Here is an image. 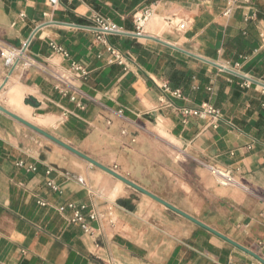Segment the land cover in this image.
I'll return each instance as SVG.
<instances>
[{
  "label": "crops",
  "instance_id": "crops-1",
  "mask_svg": "<svg viewBox=\"0 0 264 264\" xmlns=\"http://www.w3.org/2000/svg\"><path fill=\"white\" fill-rule=\"evenodd\" d=\"M225 8L220 0H59L54 8L0 0V50L28 44L25 58L35 62L10 74L0 56V106L235 243L0 111V264H251L246 250L264 260V0H235L228 17ZM146 9L153 17L143 37L218 66L124 35L105 37L125 59L109 64L93 13L134 34ZM204 103L221 111L217 127L183 115ZM211 169L236 184L221 186ZM68 203L99 213L92 233L58 212Z\"/></svg>",
  "mask_w": 264,
  "mask_h": 264
},
{
  "label": "built area",
  "instance_id": "built-area-1",
  "mask_svg": "<svg viewBox=\"0 0 264 264\" xmlns=\"http://www.w3.org/2000/svg\"><path fill=\"white\" fill-rule=\"evenodd\" d=\"M51 6L54 8L58 5L59 0H48ZM200 3H210L215 0H197ZM226 3V8L224 10L223 15L228 17L233 13L235 8V0H220ZM153 17V11L151 9L144 10L141 14L135 16L134 22L136 31L134 34L143 36V31L146 25ZM91 22L93 27L98 31V40L103 41L105 43V37L111 35H121L126 33L122 27L117 25L116 23L112 22L110 19L103 17L99 13H93L91 16ZM179 28L181 30L185 29V24L182 23ZM107 52L111 55V59H109V64H125V59L123 55L120 53L118 49L115 47L108 45L107 43ZM52 49L61 55H63L66 59L70 58L69 53L63 49L62 47L52 43ZM24 48L18 49H9L4 48L0 50V56L3 59L4 65L6 67H12L16 62L19 61V64L22 62L25 68H30L35 66V62L25 58L26 53L23 51ZM71 68L75 73L80 74L81 77H86L88 75V71L86 68L78 63V62H71ZM61 82H65L66 79L63 77L57 78ZM250 85L249 82L245 84V86ZM166 90H169L167 85L164 86ZM173 95L176 97H181L182 93L180 90L173 91ZM183 115L199 117L202 119L210 118L212 120V124L214 127H217L218 121L223 117L221 111L216 109L213 105L209 103L202 104L198 109L195 110H184ZM21 167L24 166L23 163L19 164ZM30 170H35L33 167H30ZM211 173L215 176L221 186H229L236 184V181L232 177L229 172L220 171L218 169H211ZM49 187L54 191H59V187L54 185L52 182L48 183ZM42 206H46L47 203L41 201L39 202ZM58 212L61 214L70 213V222L73 224L79 225L85 233H92L93 228L90 225V221H96L100 218L99 213L96 211L90 210L86 204L77 205L75 203H68L66 205H62L58 207ZM251 264H263L256 258H253Z\"/></svg>",
  "mask_w": 264,
  "mask_h": 264
},
{
  "label": "water",
  "instance_id": "water-1",
  "mask_svg": "<svg viewBox=\"0 0 264 264\" xmlns=\"http://www.w3.org/2000/svg\"><path fill=\"white\" fill-rule=\"evenodd\" d=\"M121 35H124V36H130V37H135V38H148V39L156 40V39L151 38V37H143V36H139V35L131 34V33H123V34H121ZM156 41H158V42H160V43H162V44H164V45H167V46H169V47H171V48H174L175 50L181 51V52H183V53H185V54H187V55H189V56H192V57L197 58V59H199V60L205 61V62H207V63H209V64L214 65V66H218V65H216V64H214V63H211V62H209V61H206V60H204V59H201V58H199V57H197V56H195V55H193V54H191V53L185 52V51H183V50H181V49H179V48H177V47H174V46H172V45L166 44V43L161 42V41H159V40H156ZM27 46H28V44L25 46V48H24V50H23L24 52L26 51ZM18 65H19V61L16 62V63L12 66V69H11V71H10V74L14 71V69H15ZM0 111H2L3 113L9 115V116L12 117L13 119L19 121L20 123H22V124L25 125L26 127L30 128L31 130H33V131L37 132L38 134L42 135L43 137H45V138H47V139L53 141L54 143L60 145L61 147H63L64 149L70 151L71 153L75 154L76 156L80 157L81 159L87 161V162L90 163L91 165H93V166H95V167H97V168L103 170L104 172L108 173L109 175L113 176L114 178L118 179L119 181H121V182L127 184L128 186L132 187L133 189L137 190L138 192H140V193H142V194H144V195L150 197L151 199H153V200H155V201L161 203L162 205H164V206L167 207L168 209L174 211L175 213H177V214H179V215L185 217L186 219L192 221L193 223L199 225L200 227H202V228H204V229L210 231L211 233H213V234H215V235H217V236L223 238L224 240H226V241H228V242H230V243H232V244H235V243H233L232 241H230L229 239H227L226 237H224L223 235L217 233L216 231H214V230H212L211 228L207 227V226L204 225L203 223L199 222V221L196 220L195 218H193V217H191V216H189V215H186V214H184L183 212L177 210V209L174 208L172 205L168 204L167 202L163 201L162 199L158 198L157 196L153 195L152 193L148 192L147 190L143 189L142 187L138 186L137 184L133 183L132 181H130V180H128V179L122 177L121 175L117 174V173L114 172L113 170H111V169H109V168H107V167H104L103 165L99 164V163L96 162L95 160H93V159L89 158L88 156L84 155L83 153L77 151V150L74 149L73 147H71V146H69V145H67V144H65V143H63V142H61V141H59L58 139H56L55 137H53V136L50 135L49 133H47V132L41 130L40 128H38L37 126H35V125H33V124H31V123L25 121V120L20 119L19 117H17L16 115H14V114L8 112L7 110H5V109H4L3 107H1V106H0ZM239 248L243 249V248L240 247V246H239ZM243 250H246V249H243ZM246 251L249 252L254 258H256L257 260H259L261 263L264 264V260H263L261 257H259L258 255L254 254V253H252V252H250V251H248V250H246Z\"/></svg>",
  "mask_w": 264,
  "mask_h": 264
}]
</instances>
